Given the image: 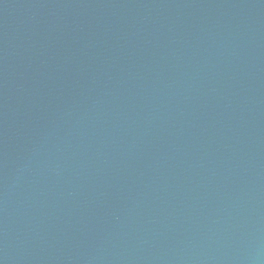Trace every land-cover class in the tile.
Returning a JSON list of instances; mask_svg holds the SVG:
<instances>
[{
	"label": "water",
	"instance_id": "water-1",
	"mask_svg": "<svg viewBox=\"0 0 264 264\" xmlns=\"http://www.w3.org/2000/svg\"><path fill=\"white\" fill-rule=\"evenodd\" d=\"M0 264H264V0H0Z\"/></svg>",
	"mask_w": 264,
	"mask_h": 264
}]
</instances>
